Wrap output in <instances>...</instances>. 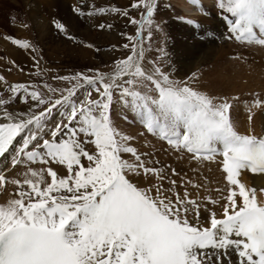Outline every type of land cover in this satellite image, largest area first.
Listing matches in <instances>:
<instances>
[{
	"label": "snow or ice",
	"instance_id": "1",
	"mask_svg": "<svg viewBox=\"0 0 264 264\" xmlns=\"http://www.w3.org/2000/svg\"><path fill=\"white\" fill-rule=\"evenodd\" d=\"M215 6L226 40L264 47V0ZM159 7V0L72 7L80 18L123 17L136 26L134 35L121 33L127 42L112 45L125 55L108 72L52 76L64 88L9 83L0 75V264H224L233 255L235 264H264V188L243 182L245 171L264 175V135L251 128L257 111L264 112V96L249 93L243 102L249 127L241 132L240 96L199 90L197 72L173 79L159 63L169 60L163 48L146 67L145 44L150 48L153 33L163 32L155 20ZM52 23L66 39L84 43L65 23ZM0 40L27 52L39 68L42 56L29 40L9 34ZM17 102L27 110H10ZM117 103L142 126L139 136L155 137L178 160L215 163L219 186L181 176L154 152L140 151L136 137L113 123Z\"/></svg>",
	"mask_w": 264,
	"mask_h": 264
},
{
	"label": "rangeland",
	"instance_id": "2",
	"mask_svg": "<svg viewBox=\"0 0 264 264\" xmlns=\"http://www.w3.org/2000/svg\"><path fill=\"white\" fill-rule=\"evenodd\" d=\"M25 1L26 0H24V2L23 0H0V36L4 34H9L14 37H17L16 36L17 34L13 30L12 23L10 22L11 19L15 17L16 22H19L21 24H27L29 26L28 28H26L29 34L27 40H29L32 44H34L37 47L40 56H42V60L40 61L39 68H37L32 65L34 63L31 60V57L28 55L27 52H25L24 50H17L15 47L11 46L10 44L4 43L9 48L13 47L17 51V54L19 55V57L21 56V58L19 59L20 61H27V63H30V65L28 66L21 65L24 63H21V64L16 63L20 65L21 68H23V71L21 72L17 68L13 67V65L8 63V61L10 60L8 52H5L2 49L1 47L2 44L0 41V75L5 76L6 80L9 83L14 82L10 80L11 78L8 76L9 74L15 75V76L17 75L18 77L23 74H26L24 75V80L22 81L23 83H30L33 85H42L43 83H48V84H51L53 87L64 88V87H68L69 85H67L65 82H62V81L53 80L52 76L54 75H73L77 72H84V73L91 75L92 73L88 72L89 69H93V70L99 69L101 71L108 72L112 68V63H113L114 58L115 59L123 58V56L125 55V50L123 49H120L119 51H115V52L112 51L111 50L112 45L119 46L127 42L124 39V37L121 36V33H126L127 35H134L136 32V26L129 24L128 20L123 17L107 16V17H92L89 19L85 17L87 19L85 20L84 18H80V17L77 18L76 16L77 19L76 18L72 19V17H69L63 20V18H61V16L58 13H55L53 11L49 12L50 11L49 7L48 8L45 7V5L47 4L46 0H27L26 3L28 5H31L32 9L36 12L35 13L36 17L40 18V25H41L40 28L41 29L37 26H34L33 28L27 23L26 17L29 12H27L24 6ZM53 1H56V3L61 2V0H53ZM63 1H67L68 6L70 5L71 7V8L66 7V11L69 14L72 12L71 9L74 4L76 5V4L82 3L85 6V10H87L88 5L93 4V3L95 4V0H92V1L91 0H63ZM69 1H70V4H69ZM72 1H76V2L72 3ZM131 2H133V0H110L111 5H115L120 8L129 7ZM159 3H160V7L158 9L157 14L155 15V20L157 23L161 24L163 28V32L153 33V37L150 42L151 44L150 48L148 47L147 43L145 44V48H146L145 66L146 67H150V65L147 64L148 61L157 59V56L159 55L157 49H161V48L166 49L167 52L169 53V60L159 61V63L161 64L163 70L170 72L171 77L173 79L183 80L188 75H191V73L193 72H197L198 74L201 72L202 73L207 72L208 71L207 69L210 68V65H211L210 63H212V60H211L212 56H215V55L220 56L219 52L221 49L223 50V52L227 53L225 54V62H224L226 64L222 66L223 68L226 67L227 71L231 72L233 69H236V68L238 69L236 65L239 63L242 66L241 70L244 69L243 75L247 74L249 75V77H253V74L258 73L255 70L258 68L257 58L264 56V51L263 52L260 51V49H264V47L262 48L260 46L239 45L237 42L233 43L232 41H227L224 38L227 35V33H225L224 25L222 24L221 20L218 18V11L215 9L214 3L211 0H210L208 7H206L207 4L201 3V1L200 2L197 1L198 5L194 6L197 14L195 13L196 16L194 15L192 17H188L184 15L183 13H181L179 9H177L179 8V5H180L179 4L180 2L177 0H159ZM67 4H65V6ZM200 6L202 8L205 7L204 11L201 10L203 14H198L197 12ZM130 15L139 19V13L136 10H132L130 12ZM112 18L120 19V22L118 23L119 25H117V28L115 29L113 28L111 30H106V31H101V32L100 30L96 28V24L98 23H111L115 27V24H113V22H110V20L111 21L113 20ZM54 20H60L61 22L65 23L70 33L72 35L75 34L74 36L76 38L79 37L78 40L80 41H83L84 39H86L85 37L87 36L88 33H89L88 35L94 36L93 38L95 39L92 40V42L95 45L93 43H88V44H93L95 46L94 47L95 49L86 47L87 45L86 40H84L83 41L84 43L82 44H77V43H74L66 39L53 27L52 22ZM83 20H85V22ZM189 21L191 23H189ZM86 23H89V24H86ZM92 31H95V34ZM41 34H43V37L41 36ZM60 39H61V43L60 42L58 43L57 41H59ZM182 40L185 42L187 41L186 45L188 47L189 46L191 48L195 47L198 50V56H200L201 61H200V64L198 65L199 67L197 68L195 67L196 69H194L193 67L190 71H188L185 69V66L182 67L181 65L178 64V59H179L178 57H181L180 49L182 45L180 43L182 42ZM56 44L58 45V47L56 46ZM82 48L90 51L89 58L93 62L92 65L90 66H87L84 64L82 65V62H80L78 58L72 59L71 56L68 54L71 51H74V50L76 51ZM96 48L101 49V51L97 52ZM51 49L55 53L51 52L52 51ZM57 49L61 51L62 53L59 52ZM237 56L241 57V59H235V57ZM235 60L238 61L234 63L236 67L232 65L233 64L232 61H235ZM41 64H43L45 69L48 70L47 73L49 76H47V73L45 74L44 70L41 69L42 67ZM58 65H60L61 67H59ZM9 68H12L11 72L8 71ZM37 71L40 72V75L35 74ZM244 71H246L245 74H244ZM257 71H259L260 74L264 73L262 72L260 68ZM0 90H2V86H0ZM114 107H116V105H114ZM114 111H115V108L113 109L112 113ZM255 118L256 116H254V119ZM256 124L257 122L256 123L252 122L251 124V128L253 129L254 134H256L257 136L263 135L260 131V127H256ZM154 151L153 152L156 155L155 156L156 159H157V156L158 157L160 156L162 158L161 159L159 157V160L161 162L163 161L162 165H170L173 168L175 167V169L181 173V176H184V174H186L187 176L191 175V174H188L187 171L185 170V165H184L185 162L183 161L181 162L180 160L177 159V157L175 159L167 158L165 155L166 152H164L163 154L160 149H158V151L157 149ZM189 164L194 165L196 163L191 162ZM173 165H176V166H173ZM198 166H199L198 168L201 169V166L200 165ZM203 173L207 174L206 171H204V169L203 170L201 169V171L199 170L197 174H203ZM252 175L253 173L248 172V171H245L243 173V182L244 181H245L244 183L247 182L246 184L250 187H252L251 186ZM172 178L175 179L176 177H172ZM203 215H206V214H203ZM235 262H236V258L234 257L233 260L231 261L229 260V263L224 262V264H235Z\"/></svg>",
	"mask_w": 264,
	"mask_h": 264
},
{
	"label": "bare ground",
	"instance_id": "3",
	"mask_svg": "<svg viewBox=\"0 0 264 264\" xmlns=\"http://www.w3.org/2000/svg\"><path fill=\"white\" fill-rule=\"evenodd\" d=\"M27 1V0H26ZM25 1V8L27 10V12H29L27 14V23L34 28V26H37L40 28V18L36 17V12L32 9V6L31 5H28ZM92 1V0H91ZM90 1V2H91ZM179 1L180 5H179V9L181 11V13H183L184 15L188 16V17H192V16H196V10L194 8V5L191 3V0H177ZM198 2L201 1V3H204V4H207L206 7H208L209 3H210V0H197ZM24 2V0H23ZM73 2H76V1H72ZM94 2V1H93ZM173 2V1H172ZM30 3V2H29ZM46 5L45 7H49L50 11H53L55 13H58L61 18H63V20L69 18V17H72V19H75L76 18V15L75 13H73V11L69 14L67 13L66 11V7H70V5L68 6V2L67 1H63L61 0L60 3H56V1H53V0H49L47 1L46 0ZM89 3V2H87ZM175 3V2H174ZM178 3V2H177ZM65 4H67L65 6ZM69 4H70V1H69ZM82 4V3H81ZM49 5V6H48ZM75 5V4H74ZM73 5V6H74ZM77 5V4H76ZM83 5V4H82ZM95 5L97 7H103V6H106V5H111L110 3V0H95ZM200 5V4H199ZM205 6V5H204ZM210 7V6H209ZM71 8V7H70ZM205 8V7H204ZM203 8V9H204ZM212 8V7H211ZM69 10V9H68ZM72 10V9H71ZM209 10V9H208ZM38 11V10H37ZM196 13V14H195ZM200 13V12H199ZM198 13V14H199ZM199 16V15H198ZM187 17V18H188ZM79 18V17H77ZM76 18V19H77ZM213 18V17H212ZM85 20H87L86 18H84ZM89 19V18H88ZM113 20L110 22H113V24H115V27L113 25V28H117V25H119L118 23L120 22V19H115V18H112ZM201 19V18H200ZM85 20H83L85 22ZM65 22V21H64ZM213 22V21H212ZM216 22V21H215ZM90 23V22H89ZM89 23H86V24H89ZM217 23V22H216ZM122 24V23H121ZM218 24V23H217ZM20 25H22L21 23L19 22H16L15 25L12 24L13 26V30L15 31V33L17 34L16 36L18 38H22V39H27L28 38V31L25 29V28H22ZM112 28V29H113ZM124 28V27H123ZM37 29V28H36ZM41 29V28H40ZM39 30V29H38ZM96 30V28H95ZM40 32V31H39ZM77 32V31H76ZM90 32V31H89ZM94 32L95 34V31H92ZM101 32V31H100ZM44 33V32H43ZM88 33V32H87ZM104 33V32H103ZM102 33V34H103ZM107 33V32H105ZM89 34V33H88ZM85 37L86 39V42L87 44L88 43H93L92 40H94L95 38H93L94 36H90L88 35ZM98 34V33H97ZM75 35V34H74ZM100 35V34H99ZM111 35V34H110ZM41 36L43 37V34H41ZM79 38V37H78ZM77 38V39H78ZM83 39V38H82ZM83 40V41H84ZM105 40V39H104ZM1 41V44H2V49L5 51V52H8V55H9V59L12 60V61H15V63H24V64H21L22 66L24 65H30V63H27V61H20L19 59L21 58V56L19 57V55L17 54V51L11 47L9 48L8 46H6L5 42H3L2 40ZM101 41V40H100ZM58 43L60 42L61 43V39L59 41H57ZM99 42V41H98ZM113 42V41H112ZM179 42V41H178ZM5 43V44H4ZM47 43V42H46ZM57 43V44H58ZM96 43V42H95ZM104 43V42H103ZM193 43V42H192ZM56 44V46L58 47V45ZM94 44V43H93ZM97 44V43H96ZM99 44V43H98ZM182 45L181 47V51H180V54H181V57H178V64L181 65L182 67L185 66V69L190 71L193 67L194 69H196L197 67H199L198 65L200 64V56H198V50L197 48L195 47H188L186 44H187V41H183L180 43ZM95 45V44H94ZM108 45V44H107ZM180 45V46H181ZM192 45V44H191ZM195 46V45H194ZM197 46V45H196ZM56 47V48H57ZM97 47V46H96ZM99 47V45H98ZM101 47V46H100ZM107 47V46H106ZM221 47V46H220ZM179 48V46H178ZM203 48V47H202ZM258 48V47H256ZM263 48V47H262ZM60 49V48H59ZM95 49V48H94ZM52 50V49H51ZM58 50V49H57ZM211 50V49H210ZM59 51V50H58ZM260 51H264V49H260ZM51 52H54L53 50ZM61 52V51H59ZM55 53V52H54ZM62 53V52H61ZM89 53L90 51H88L87 49H78V50H74V51H71L69 52L68 54L71 56L72 59H76L78 58V60L80 62H82V65H87V66H90L93 64L92 60L89 58ZM208 53V52H207ZM57 54V53H56ZM105 54V53H104ZM107 54V53H106ZM114 54V53H112ZM220 56H212V63H210V68L207 69L208 71L205 72V73H199V80H198V83L194 85V87L198 88L199 90L201 91H205L211 95H238L241 97V104H239L237 106V110L235 112V117H236V121H237V127H238V130L241 131V132H245L249 125H248V122L246 120V117H247V112L244 108V101H247L250 99L249 97V93H259L261 96H264V73L260 74L259 71V68L262 70V72H264V56H261L259 58H257V66L258 68L255 69L256 72L258 73H255L253 74V77H249V75L245 74L246 71H244V74L243 75V70H241V65L238 63L236 66L238 67L237 71L236 69H233L231 72L227 71L226 67H222L225 62V52H223V50L220 49V52H219ZM214 55V54H213ZM49 56V55H48ZM54 56V55H53ZM92 56V55H91ZM229 56V55H228ZM99 57V56H98ZM51 58V57H50ZM92 58V57H91ZM109 59V58H108ZM111 59V58H110ZM115 59V58H114ZM198 59V60H197ZM107 60V59H106ZM105 60V61H106ZM101 61V60H100ZM203 61V60H202ZM238 62L237 60L235 61H232V65L235 66L234 63ZM230 63V62H229ZM194 64V66H193ZM202 64V63H201ZM34 66V64H32ZM57 65V64H55ZM251 65V64H250ZM41 69L44 70V73L46 74L48 72L47 69H45L44 65L41 64ZM59 67H61L60 65H58ZM235 66V67H236ZM196 67V68H195ZM251 67V66H250ZM255 67V66H254ZM5 68V67H4ZM231 68V67H230ZM184 69V68H183ZM250 69V68H249ZM25 70V69H24ZM185 71V70H184ZM16 73V72H15ZM242 73V75H241ZM9 74V73H8ZM250 74V73H249ZM20 75V74H19ZM24 75L26 74H23L21 76H15V75H8L11 79V81H14L13 83H23L22 81L24 80ZM47 76L48 73H47ZM251 76V75H250ZM262 77V78H261ZM28 78V77H27ZM26 80V79H25ZM27 82V81H26ZM116 107L115 108V111L112 113V120H113V123L114 125L121 131H123L124 133L126 134H129V135H133L136 137V140L133 141V145L136 146L140 151H150V152H153L154 150L157 149H160L162 151V153L164 154V149L162 147V142L158 141L155 137H152L148 134H146L145 137H141L139 136V133L142 130V126L138 123V122H134L133 120V114L132 113H129L127 112L126 110L122 109V107L117 103L115 104ZM113 108V109H114ZM241 109V111H240ZM10 110H14V111H26L27 110V106L22 104V103H15L11 108ZM124 115H127L128 116V119L125 120L123 118ZM256 118L253 120L254 123L257 122L256 124V127H260V131L261 133L264 135V112H259L257 111L256 113ZM121 119V120H120ZM156 152V151H154ZM158 153V152H157ZM166 157L167 158H170V159H175L176 158V155L174 153H165ZM156 156V155H155ZM162 156V155H161ZM164 156V155H163ZM160 157V156H159ZM159 157L157 156V159H159ZM127 158V156L125 157ZM161 158V157H160ZM166 158V159H167ZM162 159V158H161ZM164 159V158H163ZM181 162H185L184 165H185V170L187 171L188 174H191L190 176H187V178H191L193 179L194 181L196 182H200V183H203L204 182V178L206 177L208 181H210V184H209V187H217L219 186V183H220V180H221V177H220V172L218 171V168H217V165L215 163H205L203 165H200L201 166V169L204 171H206L207 174H197L196 172L193 173L192 169L193 168H198L199 166L194 164V165H191L189 163H191V161L187 160V159H184V160H180ZM188 161V162H186ZM165 162V161H164ZM163 161L161 162V165H162ZM170 164V163H169ZM174 164V163H173ZM2 166V165H0ZM173 166H176V165H173ZM175 168V167H174ZM179 168V167H178ZM182 169V168H181ZM201 169H199L201 171ZM185 172V171H184ZM185 175V174H184ZM251 175V174H250ZM177 178V177H176ZM175 178V179H176ZM174 179V178H173ZM178 179V178H177ZM251 181H252V184L251 186L252 187H255L256 189H261V188H264V175H260V174H253L252 177H251ZM246 180V179H245ZM178 182H179V179H178ZM245 182V181H244ZM247 183V182H246ZM165 185L167 186V182H165ZM179 191H183V189H178ZM190 191H193L194 190H191ZM203 194V193H202ZM215 195V194H213ZM3 197H0V200H2ZM235 256L233 255L231 257V259L225 257L224 258V262L226 263H229V260H233ZM236 258V257H235Z\"/></svg>",
	"mask_w": 264,
	"mask_h": 264
}]
</instances>
